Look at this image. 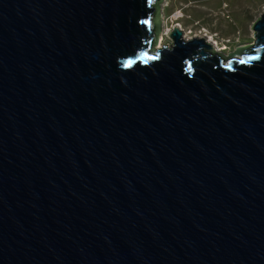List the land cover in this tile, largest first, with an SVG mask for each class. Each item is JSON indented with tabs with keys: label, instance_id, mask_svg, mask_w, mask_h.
<instances>
[{
	"label": "water",
	"instance_id": "1",
	"mask_svg": "<svg viewBox=\"0 0 264 264\" xmlns=\"http://www.w3.org/2000/svg\"><path fill=\"white\" fill-rule=\"evenodd\" d=\"M162 3L0 0V264H264V14L161 49Z\"/></svg>",
	"mask_w": 264,
	"mask_h": 264
},
{
	"label": "rangeland",
	"instance_id": "2",
	"mask_svg": "<svg viewBox=\"0 0 264 264\" xmlns=\"http://www.w3.org/2000/svg\"><path fill=\"white\" fill-rule=\"evenodd\" d=\"M263 14L264 0H163L159 48H172L169 35L178 26L184 40L187 34L207 42L213 37L228 56L254 42L253 25Z\"/></svg>",
	"mask_w": 264,
	"mask_h": 264
},
{
	"label": "bare ground",
	"instance_id": "3",
	"mask_svg": "<svg viewBox=\"0 0 264 264\" xmlns=\"http://www.w3.org/2000/svg\"><path fill=\"white\" fill-rule=\"evenodd\" d=\"M178 27V26H177ZM179 28V27H178ZM180 31H182L183 32V34L185 33L184 31H183V29H181L180 28ZM191 34V33H190ZM190 35H186V39L189 41V40H192V39H194V38H196V37H194V38H191V37H189ZM162 39H163V37H162ZM208 43H210V45H212L213 46V48L215 47L216 48V52L217 53H220L221 51H222V49L220 48V46L218 45V42H216V40L213 38V37H210V39H209V41H208ZM161 45H162V41L160 42V44H159V47H161Z\"/></svg>",
	"mask_w": 264,
	"mask_h": 264
},
{
	"label": "snow or ice",
	"instance_id": "4",
	"mask_svg": "<svg viewBox=\"0 0 264 264\" xmlns=\"http://www.w3.org/2000/svg\"><path fill=\"white\" fill-rule=\"evenodd\" d=\"M241 62H243V61H241Z\"/></svg>",
	"mask_w": 264,
	"mask_h": 264
}]
</instances>
